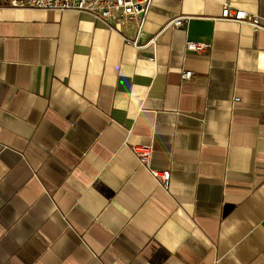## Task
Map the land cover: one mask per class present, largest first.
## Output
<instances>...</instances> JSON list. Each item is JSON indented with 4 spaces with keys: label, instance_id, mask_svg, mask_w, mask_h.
Returning <instances> with one entry per match:
<instances>
[{
    "label": "crops",
    "instance_id": "0c3cea01",
    "mask_svg": "<svg viewBox=\"0 0 264 264\" xmlns=\"http://www.w3.org/2000/svg\"><path fill=\"white\" fill-rule=\"evenodd\" d=\"M225 1L114 29L0 0V264H264V0H228L259 30Z\"/></svg>",
    "mask_w": 264,
    "mask_h": 264
},
{
    "label": "built area",
    "instance_id": "2783aa9c",
    "mask_svg": "<svg viewBox=\"0 0 264 264\" xmlns=\"http://www.w3.org/2000/svg\"><path fill=\"white\" fill-rule=\"evenodd\" d=\"M152 0H10L15 7L45 10H74L87 12L96 19L105 22L109 27L119 29L126 24L136 22L141 26L146 18ZM221 18L247 23L256 30L262 28L261 16L246 9L239 8L231 1H225L222 6ZM190 18L180 16L171 23L175 26H185ZM211 45L203 42L188 41L187 50L203 51ZM154 60L155 58H150ZM193 76L191 70H184L183 79ZM132 150L140 163L146 167L158 183L166 190L170 189L172 172L170 168L152 164L153 144H134Z\"/></svg>",
    "mask_w": 264,
    "mask_h": 264
}]
</instances>
